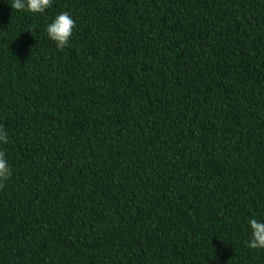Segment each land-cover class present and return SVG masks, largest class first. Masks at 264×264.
I'll list each match as a JSON object with an SVG mask.
<instances>
[{"label": "trees", "instance_id": "1", "mask_svg": "<svg viewBox=\"0 0 264 264\" xmlns=\"http://www.w3.org/2000/svg\"><path fill=\"white\" fill-rule=\"evenodd\" d=\"M11 2L0 264H264V0Z\"/></svg>", "mask_w": 264, "mask_h": 264}, {"label": "clouds", "instance_id": "2", "mask_svg": "<svg viewBox=\"0 0 264 264\" xmlns=\"http://www.w3.org/2000/svg\"><path fill=\"white\" fill-rule=\"evenodd\" d=\"M52 0H12L11 7L31 13H44L50 7ZM75 21L68 11L58 12L45 26L48 38L54 42L57 49H63L70 42ZM8 142L7 132L0 128V145ZM11 175V167L5 153L0 150V183ZM250 248L264 249V218L253 214L247 218Z\"/></svg>", "mask_w": 264, "mask_h": 264}]
</instances>
